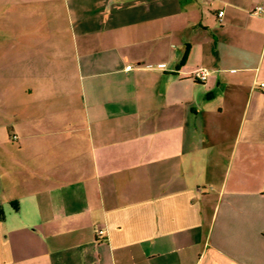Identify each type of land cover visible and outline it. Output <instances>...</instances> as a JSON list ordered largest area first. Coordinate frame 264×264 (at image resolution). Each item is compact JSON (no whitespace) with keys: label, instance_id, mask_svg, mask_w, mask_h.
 <instances>
[{"label":"crops","instance_id":"obj_1","mask_svg":"<svg viewBox=\"0 0 264 264\" xmlns=\"http://www.w3.org/2000/svg\"><path fill=\"white\" fill-rule=\"evenodd\" d=\"M263 80L264 0H0V264H264Z\"/></svg>","mask_w":264,"mask_h":264},{"label":"built area","instance_id":"obj_2","mask_svg":"<svg viewBox=\"0 0 264 264\" xmlns=\"http://www.w3.org/2000/svg\"><path fill=\"white\" fill-rule=\"evenodd\" d=\"M258 11H262V8H258ZM223 16V12H220L219 17ZM161 67V66H158ZM132 66H128L127 70H130ZM191 78L198 81V82H206L208 77L210 76V71L205 68H197L193 70L190 74ZM258 87L264 92V80L258 83ZM104 235V231L101 229H98L96 231V237L99 239Z\"/></svg>","mask_w":264,"mask_h":264}]
</instances>
